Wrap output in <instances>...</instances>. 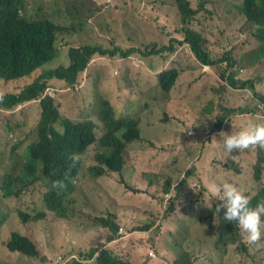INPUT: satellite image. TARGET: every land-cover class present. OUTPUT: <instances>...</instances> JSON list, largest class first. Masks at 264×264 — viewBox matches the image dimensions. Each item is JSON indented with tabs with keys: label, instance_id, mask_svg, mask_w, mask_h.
<instances>
[{
	"label": "rangeland",
	"instance_id": "rangeland-1",
	"mask_svg": "<svg viewBox=\"0 0 264 264\" xmlns=\"http://www.w3.org/2000/svg\"><path fill=\"white\" fill-rule=\"evenodd\" d=\"M55 1L56 5L52 0H26V9L41 6L42 12L51 14L60 7L68 12V7L70 13L77 15L74 20L63 24H68L69 31L58 34V51L60 48V52L65 54L71 47L86 44L102 45L105 49L120 47L122 51L133 49L128 57L121 54L112 58L95 56L97 60L92 72L85 71L79 76L76 90L64 86L57 89L63 113L74 121L93 117L97 111L96 97L105 98L114 106L117 117L136 119L143 138L152 144L142 140L126 148V153L129 152L136 163L125 177L140 193H129L119 184L114 188V179L106 178L97 194L101 203L96 209L82 210L77 193L79 190L85 193L84 187L91 189L92 181L85 168L94 155L91 150L81 160L82 167L73 179L75 192L70 196L73 195L74 214L69 220L49 215L45 220L47 225L44 222H31L28 226L19 223L16 213L21 207H26L25 212L30 215L39 212L43 186L28 195L24 203L10 202L7 206L11 207V214L7 216L10 226L3 228L2 238H7L11 229L26 228V233H29L33 226H38L29 234L46 259H30L1 249L0 264H95V260H86L85 255L100 244L132 264H174V250L187 251L192 264H264V227L261 228L260 240L254 244L248 242V234L243 230L242 244L219 242L216 236L217 216H212L211 221L210 214L220 199L208 191L211 182L218 185L231 183L252 198L264 187V181L256 183L253 177L256 157L252 154L250 158L247 154L245 156L243 150H234L235 157L229 156L219 136L220 132L230 135L250 125L264 124V110L256 103L253 92L234 90L220 84L209 67L197 69L201 65L195 62L188 48L176 46L179 49L176 55L142 54L146 52V46L168 45L172 37L183 39L177 31L180 24L173 0ZM190 1L195 8L203 4L211 10H232L233 13L224 20L214 22V30L207 32L206 38L211 42L210 48L215 56L223 54L225 50L219 49L221 41L215 40L218 36L215 29L224 25L227 30L224 38L230 41L226 51L233 49L237 74L245 75L255 54L254 48L260 43L254 36L255 26L249 24L240 11L243 0ZM210 28L208 24V28L202 26L199 29L205 34ZM179 55L181 61H178L184 68L182 77L169 94L163 95L159 88V75L168 69L179 70L174 64ZM66 61L69 63L67 55L63 66ZM260 73L262 80L264 69ZM202 74L205 75L197 79ZM219 85L223 90L214 93L212 87ZM256 87L260 94L264 93L263 82ZM8 90L0 85V91ZM213 98L217 99L213 101ZM34 106L35 103L25 104L9 113L0 112V179L20 168L27 147L36 139L40 112ZM221 107L253 110V113L227 118L224 127L214 132L216 117L222 114ZM12 145L18 146L14 157L9 155ZM26 159L31 162L28 151ZM224 165L233 170L229 171ZM188 172L191 174L184 181ZM168 177L175 181L170 193L165 194ZM121 187L123 190H118ZM176 191L180 197L175 201ZM172 204L176 205L175 212H170ZM106 211L130 219L129 225L124 219L119 220L117 239L113 243H106L108 230L94 223V218L104 216ZM133 220L136 226L146 223H154V226L149 232H133ZM182 239H185L182 249L173 247ZM243 245L249 255L255 257L241 252ZM149 252L155 258L149 257Z\"/></svg>",
	"mask_w": 264,
	"mask_h": 264
},
{
	"label": "trees",
	"instance_id": "trees-1",
	"mask_svg": "<svg viewBox=\"0 0 264 264\" xmlns=\"http://www.w3.org/2000/svg\"><path fill=\"white\" fill-rule=\"evenodd\" d=\"M52 1L55 2V5L57 4L55 0ZM59 1L62 3L70 0ZM173 1L180 24V29L177 31L183 35V39L178 40L172 37L168 45L146 46V52H142V54L151 56L163 53L173 54L176 51V46L186 45L192 58L201 65L197 69H202V66L209 67L220 80V84L234 90H250L256 101L264 104V95H262L264 93L260 94L256 91V85L260 81L264 84L263 77L262 80L260 77V72L264 69V0H243L240 7L246 21L255 26L254 36L260 43L254 48L255 54L252 57L249 71L241 76L237 74L238 67H236L237 62L233 59V49L226 51L230 44V41L224 38L226 27L219 25L215 29L218 32L215 40L221 41L219 49L225 50L220 56L214 55V50L210 48L211 42L206 38V33L214 30V22L224 20L233 13L232 10H211L208 9V6L204 7L203 4L199 8H195L190 0ZM26 8V0H0V85L9 89L7 92H3L0 112L9 113L25 104L34 103L36 104L34 107L40 112L35 129L36 139L26 149L31 162H27L25 151V160L20 168L13 174H8L5 178L0 179V211L3 215V218L0 219V250L4 249L10 254L17 253L26 258L44 261L46 257L38 248L35 239L29 234H32L38 226H33L29 233H26V228L24 230L11 229L7 238H2L3 228L8 229L10 226L7 216L11 214V207H7L8 204L12 201L24 203L28 195L43 186L44 192L39 212L30 215L25 212L26 207H21V210L16 213L19 223L22 226H28L27 224L31 222H44L47 225L48 221L45 220L49 218V215L55 219L69 220L74 214L73 195L70 196L71 192L73 194L75 192L73 179L77 177L82 167L81 160L91 150L94 155L85 164L88 177L92 181L91 189L89 191L84 187L85 193L80 190L77 193L82 210L96 209V206L101 203V199H97V194L106 178L114 179L113 187L119 184L129 193H140L132 185L130 179L125 177L136 163L130 153H126V148L134 142L144 140L150 143V141L143 138L139 122L136 119L117 117L114 106L110 100L105 98L97 96L96 114L78 121H74L64 114L59 107L57 89L64 86L66 89L76 90L79 76L85 71L92 72L91 61L95 56L112 58L121 54L128 57L133 49L122 51L120 47L105 49L102 45L86 44L71 47L64 54V52H60L62 49L59 48L58 51L56 40L58 34L69 31L68 24H63L74 20L77 15L70 13L68 7H66L68 12L60 7L51 14L46 11L42 12L41 6L36 9ZM200 9L202 10L200 11ZM201 14H203V18L200 17ZM208 24L211 28L204 34L199 28L202 26L208 28ZM66 55L69 63L66 61L63 66ZM175 64L179 70L172 68L162 71L159 75V88L163 95L169 94L176 81L182 77L183 66L180 65L178 59L175 60ZM204 75H199L197 79ZM219 87L220 85L212 87L213 92L220 93L223 86ZM215 99L217 98H213V101ZM221 110L222 114L216 117L214 132H219L218 130L224 127V120L227 118L242 113H253V110L232 107H221ZM10 148L12 149L9 150V155L14 157L18 146L13 147L12 145ZM201 150L203 149L201 148ZM243 151L249 158L250 154L256 157L254 160L257 163L253 170V177L256 183H262L264 181V150L256 147ZM229 156L235 157L234 152ZM74 157L76 158L75 166L70 167L73 165ZM224 168L229 171L233 170L227 165H224ZM66 173L69 178L64 180ZM190 174L188 172L184 175V181ZM168 179L165 184V194L170 193L172 182L175 181L171 177ZM57 180H64L66 188L63 190L53 189L52 183ZM123 187L118 190H123ZM175 187L178 190V185ZM105 196L110 198L108 194ZM179 197L180 195L176 191L174 200H178ZM260 201H264V187L250 198L249 207L255 208ZM216 203L218 205L221 202L218 200ZM175 211L176 205L172 204L170 212ZM122 214H124L123 210ZM212 216H217L216 236L219 242L242 244L243 234L237 222L225 220L224 210L217 213L216 207H213L211 211V221L213 220ZM261 218L264 221V216ZM122 219L125 220L126 225H129L128 216L121 217L119 213L110 211H106L104 216L94 218L96 226L107 229L109 232L106 243L114 242L117 239L119 220ZM153 226L154 223L136 226L134 220L131 223V228H135L133 232H149ZM184 242L185 239L175 242L173 247L182 249ZM241 252L249 255L244 245ZM85 256L86 260H95V264H132L130 260H122L115 256L103 244L92 248ZM174 264H192L190 254L187 251L174 250Z\"/></svg>",
	"mask_w": 264,
	"mask_h": 264
},
{
	"label": "clouds",
	"instance_id": "clouds-1",
	"mask_svg": "<svg viewBox=\"0 0 264 264\" xmlns=\"http://www.w3.org/2000/svg\"><path fill=\"white\" fill-rule=\"evenodd\" d=\"M3 97L4 93L0 92V102H3ZM256 103L264 110V104L259 101H256ZM219 136L222 138L224 150L228 155H231L234 150L254 149L256 147L264 150V124L250 125L238 133H231L230 135L220 132ZM75 159L74 157L73 165L70 167L75 166ZM68 178V173H66L64 180ZM64 180L53 181L52 188L63 190L67 186ZM208 191L220 199L221 203L216 206L217 213L223 209L225 220L237 222L241 230L248 234L247 240L249 243L254 244L260 240L261 228L264 227V221L261 220V217L264 216V201L258 202L255 208H250V198L231 183L218 185L211 182Z\"/></svg>",
	"mask_w": 264,
	"mask_h": 264
},
{
	"label": "crops",
	"instance_id": "crops-1",
	"mask_svg": "<svg viewBox=\"0 0 264 264\" xmlns=\"http://www.w3.org/2000/svg\"><path fill=\"white\" fill-rule=\"evenodd\" d=\"M182 47H184V48H188L186 45H183ZM178 51H179V49H176V51H175L173 54L176 55V54L178 53ZM190 55H191V53H190ZM177 58H178L179 61H181V59H180V55L177 56ZM96 60H97V57H94V59L91 61V68H92V66H95L94 64H95ZM174 64H175V59H174ZM175 65H176V64H175ZM261 76H262V75H261ZM263 78H264V76H263ZM261 83H262V81H260L258 84L260 85ZM256 86H257V85H256ZM257 90H258V88L256 87V91H257ZM249 164H252V161H250ZM111 243H113V242H111Z\"/></svg>",
	"mask_w": 264,
	"mask_h": 264
},
{
	"label": "built area",
	"instance_id": "built-area-1",
	"mask_svg": "<svg viewBox=\"0 0 264 264\" xmlns=\"http://www.w3.org/2000/svg\"><path fill=\"white\" fill-rule=\"evenodd\" d=\"M242 72V71H241ZM122 232V230L120 229V231H119V233H121ZM149 256L151 257V258H155V255L152 253V252H149Z\"/></svg>",
	"mask_w": 264,
	"mask_h": 264
}]
</instances>
